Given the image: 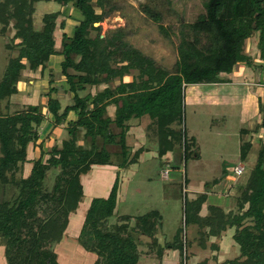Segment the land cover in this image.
Here are the masks:
<instances>
[{"label": "trees", "instance_id": "1", "mask_svg": "<svg viewBox=\"0 0 264 264\" xmlns=\"http://www.w3.org/2000/svg\"><path fill=\"white\" fill-rule=\"evenodd\" d=\"M37 1L0 0V31L11 24L12 40L17 46V54L7 61L0 80V193L8 187L17 190L12 198H0V245L6 264H61L52 246L62 239L69 215L83 199L81 176L93 165L125 168L144 151L140 147L133 157L129 155L126 134L131 120L149 117L146 129L150 139L157 143L158 156L183 145L186 159L190 146L183 126L184 86L220 82V73H230L238 62L252 65L253 58L244 52V44L254 33L258 34L257 57L263 62L264 83V0H204V11L187 24V31H180L178 58L171 71L157 66L131 46L124 39V28L101 36V26L94 24L115 9V6L106 8L104 0H96L100 12L93 0H53L61 6L70 4L80 13L69 32L62 33L57 50L54 31L60 11L45 12L37 29L33 24ZM146 12L158 20L157 13ZM64 24L60 22L62 27ZM159 27L165 30L161 24ZM56 54L62 55V90L71 93L73 102L62 107L57 97H51L56 87L50 72L45 107L54 125L65 123L67 136L60 145H52L31 160V169L24 176L28 145L38 139V130L47 119L39 111V104H25L11 112L2 108H11L8 99L18 92L21 71L39 68L40 76L44 77ZM126 75H131V79L124 80ZM114 79L118 83L111 85ZM100 85L103 87L93 93L87 91L88 87ZM4 100L7 101L3 105ZM108 106H114L112 116L107 112ZM70 111L78 118L66 122ZM111 145H118L119 150L111 151ZM249 149L248 142L241 144V159H246ZM45 153L47 158L43 159ZM191 153L198 157L196 152ZM52 168L58 172L48 189L45 182ZM118 185L116 177L107 197L91 199L77 236L85 250L96 254L93 264H135L140 236L153 238L156 210L133 219L120 215L122 224L108 227L107 219L116 208ZM237 188V213H226L211 205V218L209 215L205 221L198 213L206 195L186 198V224L216 227L215 222L221 216L219 226L234 227L239 263L264 264V145L260 146L245 181ZM131 219L134 224L128 227L125 223ZM179 243L178 233L175 247L179 248Z\"/></svg>", "mask_w": 264, "mask_h": 264}, {"label": "rangeland", "instance_id": "2", "mask_svg": "<svg viewBox=\"0 0 264 264\" xmlns=\"http://www.w3.org/2000/svg\"><path fill=\"white\" fill-rule=\"evenodd\" d=\"M203 1L104 0L106 8L115 6V9L98 25L101 26L102 36L104 33L116 28H124L126 32L124 39L131 46L138 49L143 55L150 57L157 66L171 71L178 58L177 45L180 41V31L182 29L187 31V24L195 21L197 16L204 11ZM93 3L96 11L100 12L101 9L96 5V0H93ZM57 10L60 11V15L56 19L54 37L56 49H59L62 33L69 32L80 18V13L72 5L61 6L53 0H39L35 3L33 24L35 28L39 29L42 25V15L45 12ZM146 10L157 13L158 20L152 19ZM61 21H64V27L60 25ZM159 24L165 30L160 29ZM1 28L2 24L0 23ZM13 34L14 29L11 24L5 30L0 31V80L6 69L7 61L17 54V46L12 40ZM92 35H94V32H92ZM257 37L258 34L254 33L253 36L246 39L244 44V52L254 59H258ZM259 61L261 60L259 59ZM51 62V66H55V69H53L55 73L54 75L51 74L52 79L54 81L60 79V77L64 79L61 71L59 72L60 67L57 65L58 62L55 58L51 59ZM259 68L262 69L261 66ZM256 69L258 71V68ZM25 72L30 73L29 70L21 71V80L23 81L26 80ZM131 72L136 73V70ZM48 75L49 73H46L45 77H41L45 80L43 84H47ZM38 76L34 78L37 79ZM130 79L131 75L124 76V80ZM62 83L63 81H56L55 84L61 86ZM117 83L118 79H114L111 85ZM259 84L264 85L263 81H260ZM19 86L22 85L19 84ZM102 87L103 85L97 88L88 87L87 91L93 93ZM256 92L257 86L226 80L216 83L186 84L182 95L183 126L186 129V140L190 146L186 159L183 155V145L174 148L169 157L158 156L156 153L157 143L150 139L146 129L149 120L145 117L142 120L140 118L131 120L126 134L129 155L133 157L134 152L140 147L144 151L137 156L135 163L123 168L120 173L119 179L123 180V184L118 186L119 189L116 193V196L118 195V206L114 214L107 219L108 227L113 224H122L119 220L120 216H118L120 214H127L134 218L148 211L158 210L162 215L163 239L166 238V241L173 243L174 234L176 236L179 233L180 246L178 252L181 264L183 261L182 245L184 243L182 238L184 237L186 240L185 264H190V249L192 248L190 246V228L192 227L190 224H186L185 199H189L192 193L199 194L194 191L212 188L222 192V196L217 199L216 203H221L229 208L230 212L237 213L239 198L237 187L245 181L246 175L255 164L260 146L264 145H255L249 151L246 159H241L239 156L240 141L243 137L245 138L243 131L249 132L254 128L258 110L262 111L264 109V103H259V96ZM84 93L83 91L80 94L83 95ZM66 95V99H69L68 102L72 103L71 93L66 92ZM11 99L14 100V102L11 101L14 105H11L12 107L9 109L4 107L2 111L11 112L28 102H38L40 100L28 99L25 96L15 98L10 96L9 103ZM6 101H3V105ZM113 111L114 106H108V114L112 116ZM46 113L48 114L47 110ZM46 123L45 121L39 128L41 152H45L44 150H48L49 146L54 144L60 145L61 140L67 136L65 128L61 127L59 134V130L55 131L52 143L47 146L45 142L50 138V129H45ZM109 149L118 151L119 146L111 145ZM148 149L154 151H148ZM191 152H196L198 157L193 156ZM113 159L117 161L115 156ZM239 164L244 166L241 175H237L234 171V167ZM167 169L168 173L165 175ZM57 172L58 169L52 168L49 170L45 182L46 188L49 189L52 186ZM217 179L219 180L216 181ZM16 192L15 188L8 187L3 194L0 193V198H12ZM85 206V203L79 205L78 209L69 215V222L64 236L52 246L61 264H90V258L83 251L84 248L77 239L87 210H85ZM74 218L79 220L77 227H73L72 230L70 225ZM220 218L222 219L221 216ZM219 220L215 223L220 228L219 222L221 221ZM125 224L129 227L134 224V220L131 219ZM192 230L195 231V227ZM138 245L140 246V244ZM1 253L3 255L2 249L0 250V256Z\"/></svg>", "mask_w": 264, "mask_h": 264}, {"label": "crops", "instance_id": "3", "mask_svg": "<svg viewBox=\"0 0 264 264\" xmlns=\"http://www.w3.org/2000/svg\"><path fill=\"white\" fill-rule=\"evenodd\" d=\"M57 50L59 49L57 48ZM53 58H55V60L58 62L57 65H59L60 67V61L62 60V55L56 54L52 56V59ZM51 63L52 62L50 60V62L48 63V68L46 73L48 74L51 72V74L54 75L55 71L53 72V69H55L54 68L55 66H51ZM262 65L263 62L259 61V59H254L252 65H248L244 62H238L236 64L237 67H234L230 73H220L219 76L222 79V81L226 80L234 83L257 86L256 94L257 96H259L258 101L259 103L260 102L264 103V85L259 84L260 81H263L262 69L259 68ZM255 67L258 68V71ZM60 71L61 69H59V72ZM36 72H38V74H36ZM24 75L26 76L27 81L20 80L18 82V87H17L18 92L12 94L11 97L15 98L18 96L19 97L25 96L26 98L32 100L40 99L38 102H28L26 104H39V111L43 113L47 119L46 120L47 123L45 124V129H50L49 130L50 138L45 142L46 145L49 146L52 143V140L54 139L53 135L55 131L59 130L58 131L59 134L60 130L62 129L61 127L64 128L65 123L61 125H54L52 122V115L48 112L47 108L45 107L48 97L46 95L47 84H43L45 80H43L44 78L42 79L41 78L42 76H40L41 75L40 69L38 68V70L36 71H30V73L25 72ZM32 75H36L34 77H37V75L39 76L36 79ZM56 81L62 82L63 79L60 77V79H56L54 81L53 85L56 87V92L51 93V97L54 98L57 97L62 107L68 104H72L68 102L69 99L68 100L66 99L67 95L66 92L62 90V84L61 86H56L55 84ZM19 84L22 86H19ZM11 101L14 102V100L12 99L10 100V104L14 105V103H11ZM46 110L48 114L46 113ZM144 117L145 119L147 118L149 120V117L147 115L141 117L140 119L142 120L144 119ZM77 118L78 115L74 111H70L67 115L66 122L70 120L75 121ZM243 135L245 136V138L243 137V139L240 141V145L242 144V142L243 143L248 142L250 144L249 151L257 144H264V109H262V111L258 110V117L254 121V128L251 129V131L249 132L248 131L246 132V130H244ZM255 137H257L258 139L257 138L255 139ZM39 145H41L40 130H38V139L35 142L30 143L28 145L27 156H26L27 159L23 163L24 176H26L31 169L32 166L31 160L38 158L41 154V149ZM50 147L51 146H49V148ZM44 151L46 152L47 150ZM148 151H154V150L148 149ZM170 154L171 151H168L163 157L166 156L169 157ZM46 155H47L46 153L43 155V159L47 158ZM122 169L123 168L117 167L115 165H93L87 174L81 176L84 196L79 205L85 203L86 205L85 210H86L92 198L107 197L114 180L116 179V177H118L119 179ZM119 184L120 185L123 184L122 179H119ZM98 186L101 188H99ZM194 192H198L199 194L204 193L206 195V199L204 200V203H202L200 211L198 213L202 221L204 219L206 220V217L210 215L209 208L211 205L218 207L224 206L221 203L220 204L216 203L217 199L220 196H222V192H219L212 188L211 189L206 188L205 190H198ZM196 195L198 194L192 193L190 195V198H194ZM117 200H118V195H117ZM117 204L118 203H116V207L118 206ZM222 209L226 213L230 212L229 208H226L225 206ZM120 215H127V214H120ZM161 218L162 215L157 210V217H156L157 224L154 228V231L152 232L153 238H151L150 235L140 236V246L138 245L139 257L135 264H180V254L178 252L179 249L174 245L175 234L173 236V243H171V241H166V238L163 239L162 229H161L162 228ZM210 218L209 220L211 221ZM190 225L192 228L195 227V231L192 230V228H190V234H191L190 246H192V248L190 249V258H189L190 264H241L239 263L240 259L238 258L240 254L239 245L233 239L234 227L227 226L224 228L221 225L219 228L218 226L212 227L211 225L208 224L204 225L203 227H200L199 225H197V223H193ZM1 249L3 251L2 245H0V250ZM83 251H85V253H87L88 257L90 258V264H93L94 260L96 259V254L84 249ZM4 258L5 257H3L1 253L0 260L2 261L0 262V264H5L6 260Z\"/></svg>", "mask_w": 264, "mask_h": 264}, {"label": "built area", "instance_id": "4", "mask_svg": "<svg viewBox=\"0 0 264 264\" xmlns=\"http://www.w3.org/2000/svg\"><path fill=\"white\" fill-rule=\"evenodd\" d=\"M234 171H235V173L237 174V175H241L242 173H243V171H244V166L242 165V164H239V165H236L235 167H234ZM165 175H167V173H168V169L167 170H165ZM182 241L184 242L183 243V245H182V257H183V261H182V264H185V257H186V251H185V238L183 237L182 238Z\"/></svg>", "mask_w": 264, "mask_h": 264}, {"label": "bare ground", "instance_id": "5", "mask_svg": "<svg viewBox=\"0 0 264 264\" xmlns=\"http://www.w3.org/2000/svg\"><path fill=\"white\" fill-rule=\"evenodd\" d=\"M98 187H99V186H98ZM99 188H101V187H99ZM102 188H103V186H102ZM101 190H102V189H101ZM103 190H104V189H103ZM82 204H83V203H82ZM81 210H82V209H81ZM78 214H79V213H78ZM78 214H77V215H78ZM82 214H83V212H82ZM79 215H80V214H79ZM79 215H78V216H79ZM78 220H79V219H75V218L72 220L71 225H70V227L72 228V230H73V227H74V228L77 227ZM70 232H71V231H70ZM76 232H77V231H76ZM73 233H74V232H73ZM70 236H71V235H70ZM84 254H85V253H84ZM73 262H74V261H73Z\"/></svg>", "mask_w": 264, "mask_h": 264}, {"label": "water", "instance_id": "6", "mask_svg": "<svg viewBox=\"0 0 264 264\" xmlns=\"http://www.w3.org/2000/svg\"><path fill=\"white\" fill-rule=\"evenodd\" d=\"M94 25H98V23H95ZM102 36V35H101Z\"/></svg>", "mask_w": 264, "mask_h": 264}]
</instances>
